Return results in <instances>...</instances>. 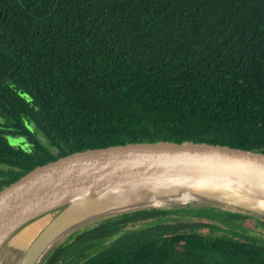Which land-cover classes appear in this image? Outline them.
<instances>
[{"label": "trees", "instance_id": "16d2710c", "mask_svg": "<svg viewBox=\"0 0 264 264\" xmlns=\"http://www.w3.org/2000/svg\"><path fill=\"white\" fill-rule=\"evenodd\" d=\"M156 141L264 153V0H0V191L75 152ZM250 217L128 212L41 264H264V244L213 235Z\"/></svg>", "mask_w": 264, "mask_h": 264}, {"label": "water", "instance_id": "95a60500", "mask_svg": "<svg viewBox=\"0 0 264 264\" xmlns=\"http://www.w3.org/2000/svg\"><path fill=\"white\" fill-rule=\"evenodd\" d=\"M8 141L22 142L12 137ZM179 191L198 196L206 207L264 220V153L191 141H156L60 157L0 191V249L19 231L31 235L29 225L34 223L39 230L17 264H41L81 226L155 209L137 206L141 193L170 198Z\"/></svg>", "mask_w": 264, "mask_h": 264}, {"label": "rangeland", "instance_id": "374dc122", "mask_svg": "<svg viewBox=\"0 0 264 264\" xmlns=\"http://www.w3.org/2000/svg\"><path fill=\"white\" fill-rule=\"evenodd\" d=\"M172 207H174V206H172ZM172 207H170V208H155V209H158V210L174 209ZM191 207L192 208L206 207V205H194ZM175 208H178V207H175ZM260 220H263V219H260L258 217H250V218H246V219H242V220L232 221V223L230 225H223V226L214 222L215 225H219L221 228L213 229V230H216V232L213 235H215V234L223 235L226 237L233 238L235 240L252 241V242H256L258 244H264V223ZM33 224L29 225L32 227V230H33V233H31V235H30V233L28 236L21 235L22 231H19L12 238H10L9 242H7L6 245L3 247L9 251V257H7V258H9V261H8L9 264L13 260H15V263H16V261L23 254V252L26 249L27 244L29 243L31 238L34 237V235L39 230V228L35 227V225H33ZM86 225H88V224H86ZM84 226H81L80 228H83ZM138 227L140 228L141 226H139V225L128 226L127 229L130 230L132 228H138ZM213 230L203 229L204 232H208V231L213 232Z\"/></svg>", "mask_w": 264, "mask_h": 264}, {"label": "bare ground", "instance_id": "6f19581e", "mask_svg": "<svg viewBox=\"0 0 264 264\" xmlns=\"http://www.w3.org/2000/svg\"><path fill=\"white\" fill-rule=\"evenodd\" d=\"M200 199L201 198H199L198 196H196L192 193H189L187 191H179L178 193H176L175 195H173L170 198L157 197V196H154L150 193L144 192V193H141V195H139L140 203H137L138 204L137 206H139V207H154V208H170L172 206L203 205V203H205V202L201 201L202 199L201 200ZM7 257H9V251L6 250L5 248L0 249V264H9L8 263L9 258H7ZM18 261H19V259L15 263V260H13L12 262H10V264H17Z\"/></svg>", "mask_w": 264, "mask_h": 264}, {"label": "flooded vegetation", "instance_id": "af4514ba", "mask_svg": "<svg viewBox=\"0 0 264 264\" xmlns=\"http://www.w3.org/2000/svg\"><path fill=\"white\" fill-rule=\"evenodd\" d=\"M22 145H25V147H27V146H29L28 144H26V142L25 143H21Z\"/></svg>", "mask_w": 264, "mask_h": 264}]
</instances>
